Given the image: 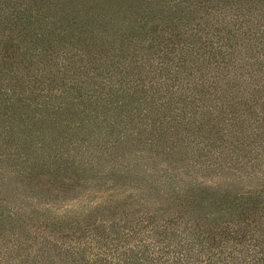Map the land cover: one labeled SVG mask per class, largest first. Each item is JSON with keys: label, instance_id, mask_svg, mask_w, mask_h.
<instances>
[{"label": "trees", "instance_id": "trees-1", "mask_svg": "<svg viewBox=\"0 0 264 264\" xmlns=\"http://www.w3.org/2000/svg\"><path fill=\"white\" fill-rule=\"evenodd\" d=\"M83 1L102 14L114 11L110 1ZM68 3L65 12L64 0H0L1 50L9 41L8 50L23 55L12 68L8 51L0 54V117L1 108L9 111L6 147L14 154L7 160L22 163L11 173L20 191L37 169L54 166L58 175L72 168L77 181L93 180L87 195L95 197L82 200L86 208L67 229L75 200L62 198V210L20 197L17 207L2 203L0 264H264V0H164V66L156 68L133 42L139 35L109 39L110 32L89 30L68 13L80 4ZM36 25L82 44L71 76L47 72L59 59L52 53L42 62L33 45L46 35ZM146 132L151 145L164 138L167 156H186L187 172L169 166L164 185L146 186L132 174L124 188L113 176L135 168L120 162ZM213 176L254 188L231 210L202 215L211 202L198 190L201 182L214 185Z\"/></svg>", "mask_w": 264, "mask_h": 264}, {"label": "rangeland", "instance_id": "rangeland-1", "mask_svg": "<svg viewBox=\"0 0 264 264\" xmlns=\"http://www.w3.org/2000/svg\"><path fill=\"white\" fill-rule=\"evenodd\" d=\"M69 1L64 0L65 12L67 11ZM74 1L75 3H78L80 5L77 9H74V12L69 11L68 13L75 19V21L79 22L81 25H86L89 30L95 28L96 30H98L99 28L101 31L107 33L110 32L108 36H111V38L109 39H112L113 36H131L133 33L139 35V38L136 37L133 42L138 43V46H143V48L147 49L146 52L150 60L149 64H151L153 68H156L161 63H163L164 66V9L167 6L165 5L164 8V0H105L106 2L110 1V6L114 8L111 9L114 10L113 12L106 11L105 14L98 12L93 6L91 7L89 2H85L83 0ZM96 3L97 0H93V4L96 5ZM119 8H122L121 12H118ZM89 9L94 13L93 16L89 13H86ZM105 23H107V25H105ZM139 26L140 28H143V30H137ZM40 27H43V25H36L35 29L33 30L36 33L39 32V36L42 33L46 36L45 38L41 39L36 38L37 40L35 41H38V44L33 46H40V51L44 53L43 56H41L42 62L45 64H49V60H51L50 55L52 53L55 54V59L56 57H58L59 59L58 61L51 63L50 68L52 69V71L47 70V72L52 74H57L58 72L61 76H71L76 71L77 65L75 62L78 60L77 57L73 56L79 52V50L82 48V44L77 43V38L64 40L61 37H53V34L50 35V32L53 30V28L52 30L49 29L44 31V29H42V31H38ZM84 28L86 29V27ZM81 32L82 31L79 29L77 31V35ZM113 41L114 40H106L105 38L100 40V42L106 44L113 43ZM117 41L118 44H121V40ZM126 41L129 40H125L124 42ZM88 42L94 44L98 42V40L93 39L88 40ZM8 44H11V42H5V46H7L6 51H8L7 56L11 58L10 61L7 62L10 67L15 68L17 66V62L22 60L23 55L21 53H16L17 51L11 52V49L8 50ZM102 47L108 49L109 46L99 45V49H101ZM6 51H2L0 47L1 55ZM85 52H88V48H85ZM66 58L69 59V63H64V59ZM40 68L43 69L44 66L41 65ZM149 71L152 73V75H154L153 70ZM4 88L5 87L3 86V84H0V91ZM1 111L3 112H1L0 120H2L3 122H0V213L2 212V210H4L3 214H6L8 211L4 206H1L2 203V205H6L5 202H12L8 207H17L21 205V201L18 202V204H15L16 202L14 201L16 197H20L22 200L25 198L30 200L27 202V205L30 204L29 202L31 201L35 204L40 203V207H42L45 203L54 201L56 203L57 210H62V208L65 207V202L60 201H63L62 198L65 197L68 198V200L75 201L69 202L68 207L71 208H69V212L64 217L69 221L64 223V228L67 229L68 227H70L71 223H74L75 225L74 217L79 216L80 213H83V210L87 206V202L86 204L84 203L85 201L82 203V200H86V198L92 199L93 197H95L91 195L88 197L87 195L88 190L91 189L93 180L90 182H84V180L77 181V178L75 177L76 174L73 175V172L75 170L72 168H70V171L62 172L58 175V173H60L58 172V169H56L54 166H51L50 168L37 169V171L33 172L32 176L30 177L34 181L20 191L21 186L13 184L11 173L12 171L21 169L22 163L17 159L14 161L7 160L8 156H12V154H14V146L8 148L6 147V140L8 139V137L6 136L5 129L8 128L9 124L5 123L6 118L4 117V115L6 113L9 115V111L5 108H1ZM66 131V134L68 133L69 136H71L70 134L72 133L70 129H66ZM45 133L46 135H50L51 130L48 129L47 131H45ZM150 133L151 132H146L143 136V139H146V141L144 140V142L140 146L130 149L129 152L131 153L126 156L127 158H124V161L121 160L120 164H123L122 162H124V165H126V167L135 166V168H131V174H126V172H117L115 177L113 176V180L115 181V183L117 182L122 186L124 185V188H127L129 185V181H126V179H133L132 174H134L135 176L138 174V176L133 179V182L135 183L146 186L145 183L153 181L164 185V172L170 169L169 166H171L172 168L181 167V170L186 167V156L180 157L178 155L173 156L172 154H169V156H167L166 154H164V145L161 146L163 143L160 142L162 139L164 142V138H160L159 142L157 141V139L154 142L155 144L152 145L147 142L151 141L150 138L152 135ZM38 139H40L37 140L38 143L42 142V138L40 136L38 137ZM66 141L68 142V140ZM124 153L125 152L122 150L119 152V155L122 156L124 155ZM52 158L53 157H46V160H52ZM175 158L178 159L176 162H174ZM135 159L136 161L138 160V162L128 165L130 164V161ZM27 170L28 172H31L32 166L29 165ZM134 170H137L138 173ZM183 172L186 173L187 171L183 170ZM196 176L201 177V174H198ZM207 177L209 178L211 176ZM213 178V180H215V184L206 185L208 186L207 189L205 188L203 182L200 183L202 184V186H200V189L198 190L199 195L203 196L205 198V201L211 202V204H208V206L206 207L207 212L205 210L200 212L202 215L210 216L211 213L220 215L223 212L231 210V208L235 207L238 203H243V200H240V194H243L247 190L254 188L250 186V182L232 185L230 182V177L218 178V176H213ZM189 179L190 178H188V176L184 177V180L187 183L190 182ZM93 189L96 191L99 190V188L95 185L93 186ZM204 190H207V194H205ZM225 192H227L226 197L221 196L224 195ZM244 202H246L245 199ZM27 209L32 210V207L28 206ZM55 212L56 210L52 211V215L56 214ZM71 213H73L71 215L72 220L70 219ZM57 214L58 216L62 215L60 214V212ZM2 217L0 216V226H2ZM24 218H26V223L30 224L31 226H36L34 224V221L28 220L26 216ZM94 221L95 218L93 217L91 219V222ZM39 222L42 221L40 220ZM95 232H99V234H102V226H100V228ZM161 239H163V237ZM38 240L39 242L42 241L40 237H38ZM31 249H37V246Z\"/></svg>", "mask_w": 264, "mask_h": 264}]
</instances>
